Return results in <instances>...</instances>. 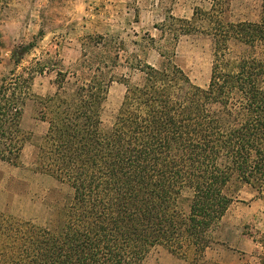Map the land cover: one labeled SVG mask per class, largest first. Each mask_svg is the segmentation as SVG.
I'll use <instances>...</instances> for the list:
<instances>
[{
    "label": "trees",
    "instance_id": "obj_1",
    "mask_svg": "<svg viewBox=\"0 0 264 264\" xmlns=\"http://www.w3.org/2000/svg\"><path fill=\"white\" fill-rule=\"evenodd\" d=\"M216 7L203 19L213 41L206 86L162 48L159 65L126 57L121 73L120 49L110 69L84 51L74 70L59 67L55 91L37 97L48 126L32 166L68 191L44 222L0 210V264H145L159 246L196 263L241 192L262 190L264 0L255 20L231 21ZM32 46L13 51L16 65ZM34 72L0 83V160L14 166L31 141L21 119ZM114 82L126 89L106 128Z\"/></svg>",
    "mask_w": 264,
    "mask_h": 264
},
{
    "label": "rangeland",
    "instance_id": "obj_2",
    "mask_svg": "<svg viewBox=\"0 0 264 264\" xmlns=\"http://www.w3.org/2000/svg\"><path fill=\"white\" fill-rule=\"evenodd\" d=\"M261 3L262 0H50L48 6L38 12L43 0H2L1 18L18 16L16 26L20 35L13 40V49L30 43L33 46L19 65L4 55L6 58L0 60V83L5 76L11 79L24 74L28 77L31 71L36 72L29 82L30 90L24 95L21 121V128L31 136V141L25 144L18 167L0 162V200L4 203L1 210L44 222L50 212L48 203L59 191H68L66 186L49 175L34 171L32 166L34 145L48 126L38 118L37 97L55 91L56 72L61 65L74 70L84 51L89 57L98 55L93 63L102 59L110 69L111 57L120 49L124 66L117 68V72L121 73L127 70L126 57H145L150 63L159 65L162 57L157 49L162 48L168 53L174 51L177 63L192 80L206 86L213 59L212 36L203 20L206 13L216 4L215 13L231 21L255 20ZM38 15L42 19L40 29L36 22H31ZM29 22L30 30H22ZM10 41L2 38L0 44L6 48ZM42 67L44 72L39 73ZM125 89V85L118 82L110 87L103 112L106 128L114 122ZM232 220L219 222L212 232V245L199 262L179 258L159 246L151 251L145 264H221L215 251L224 248L225 239L237 233V223ZM240 225L238 223V228ZM245 228L254 233L250 224H245ZM255 235L262 248L252 264L259 263L264 255L261 242L264 234Z\"/></svg>",
    "mask_w": 264,
    "mask_h": 264
},
{
    "label": "crops",
    "instance_id": "obj_3",
    "mask_svg": "<svg viewBox=\"0 0 264 264\" xmlns=\"http://www.w3.org/2000/svg\"><path fill=\"white\" fill-rule=\"evenodd\" d=\"M49 3L50 0H43V4L40 5L38 12L42 11L41 8H46ZM2 11V0H0V15H3ZM17 19L18 16L16 18H1L0 16V39H11L9 46L6 48H3L1 46L2 44H0V60H4V58H6L4 55H7L9 60L12 59L14 50L13 40L20 35V29L16 26V22H18L16 21ZM32 19L31 22H36L37 29H40L42 19L39 18V15L34 17V20ZM30 26L29 22L28 27H24L22 30L29 31ZM0 162L5 161L0 160ZM5 163L9 164L8 162ZM9 165L10 167H18L11 164ZM1 187L2 186L0 184V193L2 192ZM2 202L3 201L1 199L0 210L4 204ZM227 215H229L228 218L226 217ZM229 219H234L232 222L237 223V233H234L232 236L225 239L226 244L223 245L224 248H219L215 251L217 260H219V263L221 264H252L257 260V254L262 248L260 243L257 241L255 234H264V187L260 192L257 190H250L249 188L242 191L239 201H235L231 205L221 220L229 221ZM238 223L241 224L239 228ZM247 223L252 226L254 233H252V231L248 228H245V224Z\"/></svg>",
    "mask_w": 264,
    "mask_h": 264
}]
</instances>
